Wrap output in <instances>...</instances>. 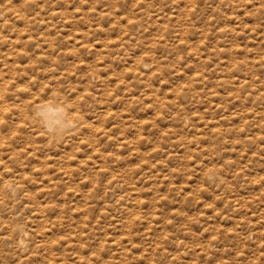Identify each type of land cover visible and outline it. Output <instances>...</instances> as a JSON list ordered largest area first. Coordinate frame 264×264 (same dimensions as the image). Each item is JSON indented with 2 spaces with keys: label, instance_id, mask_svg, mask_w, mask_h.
Listing matches in <instances>:
<instances>
[{
  "label": "rangeland",
  "instance_id": "374dc122",
  "mask_svg": "<svg viewBox=\"0 0 264 264\" xmlns=\"http://www.w3.org/2000/svg\"><path fill=\"white\" fill-rule=\"evenodd\" d=\"M0 89L81 120L2 132L0 264H264V0H0Z\"/></svg>",
  "mask_w": 264,
  "mask_h": 264
},
{
  "label": "bare ground",
  "instance_id": "6f19581e",
  "mask_svg": "<svg viewBox=\"0 0 264 264\" xmlns=\"http://www.w3.org/2000/svg\"><path fill=\"white\" fill-rule=\"evenodd\" d=\"M5 83V82H4ZM3 84V83H2ZM4 85V84H3ZM6 85V84H5ZM128 86V85H127ZM126 86V87H127ZM129 88V87H128ZM3 91V90H2ZM2 91H1V89H0V143L2 144V146H3V142H2V140H3V136H2V132H8L9 130H11V126H12V123H13V121L12 120H17L18 122H20V124L22 125L25 121H30V122H34L35 120H32V118H31V115H30V113L32 112V111H34V110H37V109H39V110H41L40 112H39V115H41V116H43L44 117V122H46V123H48L50 126H55V125H57L58 123H59V121H60V119H61V113H63L64 111H65V109H66V107H64V106H62V105H60V104H52V103H49V102H46V103H40V104H33V103H31V104H33V106H34V108H30L31 110L29 111V110H27V109H22L23 107V105L21 106L22 108L21 109H16L17 108V106L15 107V109L14 108H11L9 105H7V103H6V101H5V97L7 96H4V94L2 93ZM5 91V90H4ZM17 94V92L15 93V95ZM15 97V96H14ZM17 97H19L18 95H17ZM9 98V97H8ZM17 99V98H16ZM9 100V99H8ZM12 101H14V100H12ZM11 101V102H12ZM9 102V101H8ZM12 104V103H11ZM26 104V103H25ZM30 104V105H31ZM104 105V104H103ZM107 105V104H106ZM20 106H18V107H20ZM25 106V105H24ZM70 106V105H69ZM78 108V107H77ZM74 110V109H73ZM77 110V109H76ZM78 113V112H77ZM74 115H75V113H74ZM11 117L9 120H11V121H4L3 122V120H4V118L6 119V117ZM12 116H13V118H12ZM82 118V117H81ZM8 119V118H7ZM81 121V120H80ZM12 122V123H11ZM31 123V124H32ZM35 123V122H34ZM19 124V123H18ZM17 124V125H18ZM26 124V123H25ZM30 124V125H31ZM36 124V123H35ZM34 124V125H35ZM15 126H16V124H14ZM24 125V124H23ZM33 125V124H32ZM33 125V126H34ZM19 126V125H18ZM25 126V125H24ZM18 128V127H17ZM21 128V127H20ZM37 128V127H36ZM19 129V128H18ZM17 129V130H18ZM13 130V129H12ZM19 131V130H18ZM39 131V130H38ZM37 131V132H38ZM13 132V131H12ZM8 133H10V132H8ZM7 133V134H8ZM14 133V132H13ZM18 133V132H17ZM70 133V132H69ZM69 133H67V134H69ZM6 134V133H5ZM5 134H4V137H5ZM6 134V135H7ZM12 134V133H11ZM37 134H39V133H37ZM36 134V135H37ZM67 134H65L64 136H61V137H57V138H55V139H53V138H51V137H48V136H46V135H43L42 137H44L45 138V140L46 141H48L49 142V140H51L52 139V142L53 143H50L49 144V147H52V149H56V147L57 146H59V144H58V139L59 140H63V138L65 137H69V136H67ZM12 136H16V135H12ZM41 137V138H42ZM6 138H7V136H6ZM6 138H5V140L4 141H7L9 138H11V137H9L8 136V138H7V140H6ZM40 138V137H39ZM14 139V138H13ZM70 139V138H69ZM67 140V139H66ZM43 141V140H42ZM63 143H66V144H68V141H65V140H63L62 141ZM61 142V143H62ZM70 142V141H69ZM8 143H10V141H8L7 142V144ZM14 143V142H13ZM62 143V144H63ZM12 144V142L10 143V145ZM47 144V143H46ZM9 145V146H10ZM13 145V144H12ZM48 145V144H47ZM6 146H8V145H6ZM11 147V146H10ZM14 147V145L11 147V148H13ZM6 148V147H5ZM10 148V150L11 151H13L12 149ZM59 148V147H58ZM94 148V147H93ZM8 149V148H7ZM14 149H16V147L14 148ZM9 150V149H8ZM8 150H6V151H8ZM57 150V149H56ZM95 150V149H94ZM10 152V151H9ZM14 152H15V150H14ZM18 151H16V153H17ZM10 153H12V152H10ZM14 154V155H17V154ZM8 154V153H7ZM6 154V155H7ZM2 158H3V156H1ZM0 157V158H1ZM12 156L10 155V158H11ZM16 157V156H15ZM8 158H9V155H8ZM21 158V157H20ZM67 158V157H66ZM4 159V158H3ZM12 160L14 159V160H16V158H14V156H13V158H11ZM20 160V159H19ZM3 161V160H2ZM22 162V161H21ZM7 163H9V162H7ZM6 163V164H7ZM18 164H19V162H17ZM3 164V163H2ZM44 164V163H43ZM45 164H46V162H45ZM82 164H84V163H82ZM4 165V164H3ZM23 165V164H22ZM87 164H85V166H86ZM2 166V165H1ZM8 166V165H7ZM7 166H5V168L7 167ZM36 167H37V165H36ZM10 168V167H9ZM9 168H7V170L9 169ZM66 169V168H65ZM22 170H23V168H22ZM11 171V170H10ZM22 172V171H21ZM71 171H69V173H70ZM66 173V172H65ZM18 175V174H17ZM19 177H20V175H18ZM17 176V177H18ZM21 176H23V174L21 175ZM216 177H218V176H216ZM215 177V178H216ZM23 178V177H22ZM219 178H221V177H219ZM221 180V179H220ZM112 181H110V183H111ZM2 188L0 187V196H3L4 198H10V197H12L13 196V194H14V192H15V190H16V187L10 182V181H7V182H3L2 184ZM22 187V186H21ZM20 188V187H19ZM22 188H20V190H21ZM22 191V190H21ZM109 195H111V193H109ZM131 218V217H130ZM135 217H133V219H134ZM131 224V223H130ZM22 237L19 239V242L21 243V244H23V245H26L27 243H28V237H27V235L22 231Z\"/></svg>",
  "mask_w": 264,
  "mask_h": 264
},
{
  "label": "clouds",
  "instance_id": "9594fccd",
  "mask_svg": "<svg viewBox=\"0 0 264 264\" xmlns=\"http://www.w3.org/2000/svg\"><path fill=\"white\" fill-rule=\"evenodd\" d=\"M40 111L39 109L32 111L30 113L31 118L36 121V127L39 131H42L46 136L53 139L75 131L81 123L75 118L73 111L66 108L65 111L60 114L61 119L59 123L55 126H50L48 123L44 122V117L39 115ZM211 175H216V173H211L210 176Z\"/></svg>",
  "mask_w": 264,
  "mask_h": 264
}]
</instances>
